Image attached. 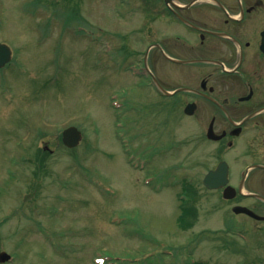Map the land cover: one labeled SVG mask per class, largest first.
<instances>
[{
	"label": "rangeland",
	"instance_id": "obj_1",
	"mask_svg": "<svg viewBox=\"0 0 264 264\" xmlns=\"http://www.w3.org/2000/svg\"><path fill=\"white\" fill-rule=\"evenodd\" d=\"M128 10L125 0H0V41L16 56L0 70V251L15 255L0 264H254L212 237L205 192L183 229L178 176L191 167L157 151L162 118L142 112L146 98L134 94L127 111L118 91L112 105L129 78L109 38ZM70 125L83 131L73 149L59 137Z\"/></svg>",
	"mask_w": 264,
	"mask_h": 264
},
{
	"label": "flooded vegetation",
	"instance_id": "obj_2",
	"mask_svg": "<svg viewBox=\"0 0 264 264\" xmlns=\"http://www.w3.org/2000/svg\"><path fill=\"white\" fill-rule=\"evenodd\" d=\"M125 3L109 38L125 103L139 92L161 115L157 151L190 165L182 184L205 192L212 237L264 264V0Z\"/></svg>",
	"mask_w": 264,
	"mask_h": 264
},
{
	"label": "water",
	"instance_id": "obj_3",
	"mask_svg": "<svg viewBox=\"0 0 264 264\" xmlns=\"http://www.w3.org/2000/svg\"><path fill=\"white\" fill-rule=\"evenodd\" d=\"M11 58V50L10 48L3 43H0V66H3L6 64L7 61H9ZM81 132L78 130L77 127L71 126L64 130L63 132V141L68 146H76L80 139H81ZM10 258V255L3 251L0 252V261H6Z\"/></svg>",
	"mask_w": 264,
	"mask_h": 264
},
{
	"label": "trees",
	"instance_id": "obj_4",
	"mask_svg": "<svg viewBox=\"0 0 264 264\" xmlns=\"http://www.w3.org/2000/svg\"><path fill=\"white\" fill-rule=\"evenodd\" d=\"M33 174H34V177L36 176V174H38L37 169L36 170L34 169ZM188 205L189 204L184 205V206L182 205L183 210H182L181 216L179 218V220L181 221V225H183L184 228L190 227V226L186 225L188 223V222H186V220L188 219V214L190 213L189 211L192 210L191 206H188ZM196 264H198V262Z\"/></svg>",
	"mask_w": 264,
	"mask_h": 264
}]
</instances>
